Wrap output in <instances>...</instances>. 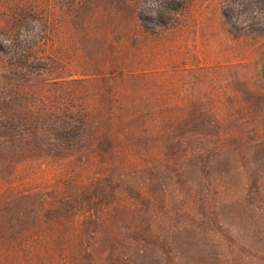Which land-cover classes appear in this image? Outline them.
<instances>
[{
    "label": "trees",
    "instance_id": "obj_1",
    "mask_svg": "<svg viewBox=\"0 0 264 264\" xmlns=\"http://www.w3.org/2000/svg\"><path fill=\"white\" fill-rule=\"evenodd\" d=\"M106 1L108 23L143 26L140 0ZM34 18L30 40L0 38V264H264V47L165 67L129 50L104 73L47 79ZM242 31L264 44V26ZM44 157L68 164L57 182L14 185Z\"/></svg>",
    "mask_w": 264,
    "mask_h": 264
},
{
    "label": "rangeland",
    "instance_id": "obj_2",
    "mask_svg": "<svg viewBox=\"0 0 264 264\" xmlns=\"http://www.w3.org/2000/svg\"><path fill=\"white\" fill-rule=\"evenodd\" d=\"M220 3L221 0H167L170 13L180 6L168 24L155 23L167 20L171 14L153 16L140 9L145 19L143 26H138L128 14H114L108 23L106 0H0V38L30 40L38 31L34 16L41 19L43 36L30 53L45 61L47 68L42 77L47 79L104 73L114 66L109 63L112 56L119 58L129 50L142 57L139 63L143 67H165L190 54L207 62L258 59L264 47L260 37L244 34L242 27L247 23L229 8L234 26L231 34L220 15ZM237 7H243V3H237ZM251 22L264 26L257 20ZM145 56H149L148 60L143 59ZM67 165L65 160L54 157L25 161L15 169L14 185L50 187Z\"/></svg>",
    "mask_w": 264,
    "mask_h": 264
},
{
    "label": "clouds",
    "instance_id": "obj_3",
    "mask_svg": "<svg viewBox=\"0 0 264 264\" xmlns=\"http://www.w3.org/2000/svg\"><path fill=\"white\" fill-rule=\"evenodd\" d=\"M237 3H243V7H237ZM166 5L167 0H140L137 11L144 9L153 16L158 13L171 14ZM221 6L230 8L244 23L252 20L264 23V0H221L219 8Z\"/></svg>",
    "mask_w": 264,
    "mask_h": 264
}]
</instances>
